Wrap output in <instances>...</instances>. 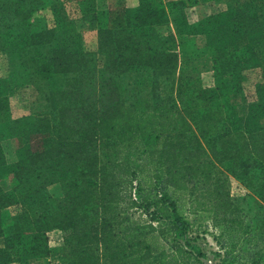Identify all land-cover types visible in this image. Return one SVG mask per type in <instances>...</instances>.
<instances>
[{
	"label": "trees",
	"instance_id": "obj_1",
	"mask_svg": "<svg viewBox=\"0 0 264 264\" xmlns=\"http://www.w3.org/2000/svg\"><path fill=\"white\" fill-rule=\"evenodd\" d=\"M55 1L0 0L9 65L0 131L16 157L8 163L0 148V264L20 251L48 258L53 232L60 264H204L178 240L189 232L177 216L185 204L222 228L229 264H264V83L245 118L231 104L242 73L262 62L264 0L194 24L184 0H139L130 15L89 0L80 20L97 33L95 51ZM170 24L181 46L204 36L213 84L189 49L180 56L175 36L161 33ZM16 96L26 110L19 117ZM230 178L244 198L232 196ZM11 206L14 216L5 213ZM142 207L147 223L133 218Z\"/></svg>",
	"mask_w": 264,
	"mask_h": 264
},
{
	"label": "rangeland",
	"instance_id": "obj_2",
	"mask_svg": "<svg viewBox=\"0 0 264 264\" xmlns=\"http://www.w3.org/2000/svg\"><path fill=\"white\" fill-rule=\"evenodd\" d=\"M110 4V0H108ZM185 1V16L188 23L194 24L198 21L203 20L206 17L223 12L225 10H230L233 8L241 7L247 4L249 0H216V1H204V0H184ZM56 9L60 16L66 20L76 21L77 28L83 32L84 41L87 49L91 48L92 45V34L93 32L88 29L87 24L80 20L81 12L80 7H84L87 3L89 5V0H56ZM106 0H99V8L106 10ZM47 17L50 18L51 11H48ZM167 29H165L166 31ZM170 29L167 30V33ZM205 42V41H204ZM200 41L195 39L190 45L186 43L183 44V48L189 49V53L193 58V66L197 72L202 76L205 85L213 84L212 71L206 64V53L205 46L203 49L199 47ZM259 54L261 58V63L264 65V44L259 48ZM208 67H207V66ZM207 67V68H206ZM9 65L6 53L2 50L0 45V79H4L8 76ZM264 82V75L260 71L251 70L243 73V83L241 92L236 93L231 98V104L233 106L234 112L240 118H245L248 112V104L253 101V93L255 90V85ZM22 96H16L11 99V110L14 117H19L21 114H26V110L21 107ZM0 148L3 151L5 159L8 163H14L16 157L12 148V144L9 139L5 138L0 131ZM6 189H8V179L3 182ZM230 191L234 198L242 199L248 192L241 186V184L230 178ZM168 194L170 191L168 190ZM180 198L179 194H177ZM182 204V203H181ZM250 204V203H249ZM188 205H181L177 208V216L181 218V221L185 223L188 227V234L179 235L178 240L188 242L190 247L202 255V261L204 264H229L226 260L227 256L225 251L221 249V244L227 241L228 238L220 239L222 233V228L216 225V220L214 221L211 214L199 212L196 214H190L187 210ZM253 206V204H251ZM248 209V206H244ZM19 211V207L11 206L5 210L8 216H14ZM151 212V211H150ZM133 218L142 221L150 219L149 214L145 211V208H138L133 212ZM156 225V223H155ZM218 238V239H217ZM49 245L51 248V254L48 258L36 259L33 262L28 256H25L21 251L16 255L14 254V262L10 264H60L61 262V236L59 233L53 232L49 235ZM2 247V241L0 239V248ZM232 264H236L232 262Z\"/></svg>",
	"mask_w": 264,
	"mask_h": 264
},
{
	"label": "crops",
	"instance_id": "obj_3",
	"mask_svg": "<svg viewBox=\"0 0 264 264\" xmlns=\"http://www.w3.org/2000/svg\"><path fill=\"white\" fill-rule=\"evenodd\" d=\"M95 1V7L96 9L98 10H102V8H99V0H94ZM159 1H162V2H165L166 0H159ZM108 0H106V3H107V6H106V10L109 11V12H112V13H115L117 15H121L123 14L124 12L127 14V15H130V10H133V9H136L137 7H139V0H110V4H108ZM165 29H170V32L167 33V30L165 31ZM161 30V33L164 34V35H167V34H171V35H174L175 36V39L177 40V44H178V47H177V52L178 54L181 56V44H180V41H181V36L177 35L176 31L174 30L172 24L168 25V26H165L163 28L160 29ZM93 32L92 34V45H91V48L90 49H87L89 51H95L98 47V38H97V33L96 31L94 30H91ZM189 38L191 39H198V41H200V44H199V47L200 49H203V47L205 46V38L204 36L202 35H197V36H188ZM206 60V64L209 66L210 64V70L213 72L212 70V60L211 58L207 55V57L205 58ZM206 65V66H207ZM207 66V67H208ZM206 67V68H207ZM251 70H257V71H260L261 74L263 73L264 75V65L261 63L260 65H258L257 67L255 68H252V69H249V70H246L244 71L243 73L247 72V71H251ZM243 73H242V77H243ZM202 77V76H201ZM243 83V81H242ZM264 82H261L259 84H256L255 85V89L258 85L260 84H263ZM241 92V91H240ZM254 95V93H253ZM33 262H36V260H32Z\"/></svg>",
	"mask_w": 264,
	"mask_h": 264
},
{
	"label": "built area",
	"instance_id": "obj_4",
	"mask_svg": "<svg viewBox=\"0 0 264 264\" xmlns=\"http://www.w3.org/2000/svg\"><path fill=\"white\" fill-rule=\"evenodd\" d=\"M133 197L135 198V190L133 191Z\"/></svg>",
	"mask_w": 264,
	"mask_h": 264
}]
</instances>
